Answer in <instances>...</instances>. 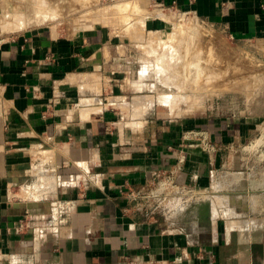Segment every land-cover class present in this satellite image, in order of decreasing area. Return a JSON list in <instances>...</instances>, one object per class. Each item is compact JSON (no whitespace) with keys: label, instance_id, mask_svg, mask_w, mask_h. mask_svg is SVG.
<instances>
[{"label":"crops","instance_id":"crops-1","mask_svg":"<svg viewBox=\"0 0 264 264\" xmlns=\"http://www.w3.org/2000/svg\"><path fill=\"white\" fill-rule=\"evenodd\" d=\"M144 2L191 13L232 39L264 42V0ZM86 25L0 37V264H264V210L254 203L211 199L151 212L134 198L154 172L174 165L192 129L208 132L218 151L186 149L178 180L206 196L223 191L238 168L231 152L259 120L226 117L214 105L200 119L162 116L131 81L132 45ZM163 27L144 21L145 30ZM56 200L69 203L58 235L17 231L26 211L39 216ZM183 211L198 218L179 220Z\"/></svg>","mask_w":264,"mask_h":264},{"label":"rangeland","instance_id":"rangeland-1","mask_svg":"<svg viewBox=\"0 0 264 264\" xmlns=\"http://www.w3.org/2000/svg\"><path fill=\"white\" fill-rule=\"evenodd\" d=\"M45 1L43 19L45 10L41 11L37 0H3L0 37L35 25H55L62 32L80 30L85 24L102 26L132 45L131 81L162 116L200 119L196 115L214 105V110L226 117L234 114L236 118L258 119V130L231 152L233 158H239L238 168L229 171L223 191L194 202L240 201L264 210V42L232 39L191 13L167 7L157 10L144 0ZM148 17L160 19L164 27L145 30ZM164 94L173 96L172 106L159 103ZM213 213L209 211L208 218ZM196 214L183 211L177 218L195 215L196 219Z\"/></svg>","mask_w":264,"mask_h":264},{"label":"built area","instance_id":"built-area-1","mask_svg":"<svg viewBox=\"0 0 264 264\" xmlns=\"http://www.w3.org/2000/svg\"><path fill=\"white\" fill-rule=\"evenodd\" d=\"M182 138L184 143L176 149L177 157L174 165L154 172L150 186L142 193L134 195V198L141 199L151 212L160 210L169 212V209L192 203L206 196L204 190L181 183L178 174L185 164L186 149L199 148L208 154L215 153L218 149L206 131L188 130L184 132ZM68 205V202L62 200L48 201L44 203L46 211L39 216L26 211L18 221L17 231L30 234L38 232L42 238L58 235L65 223ZM36 221L39 225L35 227L33 223Z\"/></svg>","mask_w":264,"mask_h":264},{"label":"bare ground","instance_id":"bare-ground-1","mask_svg":"<svg viewBox=\"0 0 264 264\" xmlns=\"http://www.w3.org/2000/svg\"><path fill=\"white\" fill-rule=\"evenodd\" d=\"M38 1V3H39V6L40 7H42V8H40L41 9V11H42V9H45L43 6H44V4H46V3H44V0H37ZM48 6V5H47ZM47 9V8H46ZM47 12H48V10H47ZM54 12V11H53ZM37 13V12H36ZM52 13V12H51ZM50 13V14H51ZM40 15V14H39ZM35 16V15H34ZM45 16V15H44ZM39 17V16H38ZM42 17V16H41ZM49 16L47 15V18H48ZM51 18V17H50ZM43 19H45V18H43ZM52 19V18H51ZM163 62H164V64L163 65H165V67H166V62L163 60ZM167 68V67H166ZM165 68V69H166ZM190 68V67H189ZM161 70H162V68H160ZM159 69V70H160ZM163 71V70H162ZM189 71V70H188ZM164 73V72H163ZM159 75V78H161V79H163L164 77L163 76H160L161 75V73H158ZM209 75V74H208ZM220 75H221V73H220ZM191 77V76H190ZM193 78V77H192ZM164 79H166V78H164ZM189 79V78H188ZM205 79H207V77L205 78ZM214 79V78H213ZM216 80V79H215ZM208 81H209V79H208ZM208 81H206V82H208ZM214 81V80H213ZM212 81V82H213ZM167 84V83H166ZM209 84H212L211 82L209 83ZM169 85V84H168ZM204 85V84H203ZM203 85H202V87H203ZM210 86V85H209ZM193 93V92H192ZM162 95V94H161ZM172 98H173V96L172 95H163V96H159V103H160V101L161 102H163V104L165 103L166 105L168 104V105H171L172 106ZM182 98V97H181ZM174 100V99H173Z\"/></svg>","mask_w":264,"mask_h":264}]
</instances>
